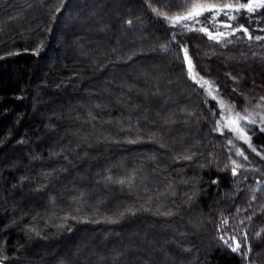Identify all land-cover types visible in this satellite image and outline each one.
<instances>
[{
	"label": "trees",
	"instance_id": "trees-1",
	"mask_svg": "<svg viewBox=\"0 0 264 264\" xmlns=\"http://www.w3.org/2000/svg\"><path fill=\"white\" fill-rule=\"evenodd\" d=\"M150 2L69 0L56 13L58 0H0L5 264H264V163L259 171L237 159L232 176L227 135L213 131L217 103L190 81L177 49L186 45L196 70H211L239 104L264 101V60L202 62L205 45L162 17L205 0ZM231 24L261 35L264 10ZM248 134L264 151V132ZM185 153L192 160L178 159ZM130 176L131 186L116 182ZM225 217L238 240L247 235L248 259L219 240Z\"/></svg>",
	"mask_w": 264,
	"mask_h": 264
},
{
	"label": "snow or ice",
	"instance_id": "snow-or-ice-1",
	"mask_svg": "<svg viewBox=\"0 0 264 264\" xmlns=\"http://www.w3.org/2000/svg\"><path fill=\"white\" fill-rule=\"evenodd\" d=\"M34 2L39 3V0H34ZM146 2L149 3V7L151 8V2L150 0H146ZM69 3V0H58L59 6L55 9L56 13L61 12L62 9H64L65 4ZM46 7V6H45ZM261 10H264V0H236L235 3L232 2H225V3H211L205 2L202 3H194L190 7H188L185 14L177 15L170 17L168 15H163V20L168 23V26L171 28H182L189 31H197L200 33L205 34L208 39L215 41L216 43L221 42V38L226 40L228 43H231L230 40H227V35H236L237 32H243L244 36L247 37L248 40H255L257 42L264 40V36L257 35L253 37L249 31L248 28L244 27V25H239L237 27H233V25L230 23V21L236 20L237 16L234 15V13L238 14L241 11H244L248 14L249 17L254 16L255 13L260 12ZM152 11L160 17L162 14L157 11V9L152 8ZM212 13L213 15L208 18V22H216L217 18L223 14L227 19L226 21L220 22V26L230 29V32L226 34L225 32L217 30L215 33L213 31H210L208 27L203 26L202 22L200 21L199 17H201L204 13ZM53 19H55V16H53ZM66 20L71 21L74 18L69 15L68 17H65ZM129 24L132 23L131 20L128 21ZM201 24L202 26L196 27V25ZM259 31L264 32V27H261ZM172 41L175 42V36L176 33L173 32L171 34ZM43 45L38 44L33 50V55H39L40 49ZM162 50L167 52L168 49L164 46H161ZM178 51L183 52V61L186 65V70L188 73V78L193 81V83H199V81L196 79V75H193L194 73V64L193 60L190 57L187 46L186 45H178ZM253 55H256L255 53ZM130 58V57H129ZM200 79H203V77H200ZM204 84H209L208 80H203ZM203 85H201L202 87ZM211 87V86H210ZM208 95L211 96L213 100H216L217 97L215 95H212L211 91L209 90ZM264 99V98H262ZM220 107H221V119L216 120L215 125L213 127V131L219 133L221 136L224 135V129L227 128L229 132L233 133V136L235 139L241 140L244 143L248 144L249 148L252 149L253 152L256 153L257 156H260L262 160H264V156L261 155L259 151L251 144V136L247 134V131L245 129L248 125H256L259 128L260 132H264V116L260 117L259 122L256 120V118L253 116L251 112H246V114L242 115L239 112H236L234 117L232 116L233 113V107L225 105L222 100L219 101ZM259 107V105L257 106ZM189 115H192V113H188ZM215 115V113H213ZM221 120H224L225 122L222 124ZM241 122H244L243 125H241ZM248 131H252V129H248ZM151 139V137L149 138ZM227 142L232 147H235L233 144L232 137H226ZM128 143H137L139 142V139H130L127 141ZM164 145L161 144V147ZM193 153H185L182 156L178 157V159H184V160H192ZM235 156L242 158V161H248V156L245 155L244 151H242L239 148H236ZM229 160H231L232 168H231V174L233 177L238 175V168L241 167V161H237L232 159L231 156L228 157ZM203 166V165H201ZM107 179L111 180V177H108ZM247 179V178H245ZM133 177H128L127 180H119L116 181L117 183H120L121 185H129L131 186ZM216 181H213L215 183ZM191 199V197H189ZM255 199V197H253ZM166 215H170L171 213H164ZM121 216H123V213H120ZM250 219V217H249ZM110 222L115 223L116 220H110ZM240 223H243V220L240 221ZM236 226H230L229 220L225 217L223 218L219 225H218V231L220 229H223L224 235H221L219 237V240L222 241V245L226 246L231 250L233 253H240L244 259H248V253L251 251L250 246L247 243V235L243 234L241 235V239H237V235H240L241 233L238 231H235ZM30 231H35L34 229H30ZM229 233H233L229 235ZM39 235V233H36ZM257 236H259V233H256ZM244 245L243 252H241V245ZM8 259L7 256L2 255V250H0V264H5V261Z\"/></svg>",
	"mask_w": 264,
	"mask_h": 264
},
{
	"label": "rangeland",
	"instance_id": "rangeland-1",
	"mask_svg": "<svg viewBox=\"0 0 264 264\" xmlns=\"http://www.w3.org/2000/svg\"><path fill=\"white\" fill-rule=\"evenodd\" d=\"M241 12H244V11H241ZM212 15H213L212 13L206 12L201 17H199L200 21L202 22V25L208 27L209 30L213 31L214 33L218 28L219 31H222V32H225L226 34H228L230 32V29H226V28L220 26V22L226 21L227 18L223 14H221L217 18L216 22H208V18L211 17ZM234 15L237 16L236 13H234ZM231 22L232 21H230V23ZM202 25L198 24V25H196V27H200ZM177 31H180L181 33H184L188 36L193 35L201 41V42L199 41V44L205 45L204 47H202L203 50L201 51V53L198 54L199 56L201 55L200 60L202 62H205V60L209 61V59H214V58H219V57L220 58L224 57L228 61H238V59H243L244 61H247L250 59H257V61L261 60V59H262V61L264 60V40H261L259 42L255 41L254 39L248 40L247 37H245L244 35H243V37H240V35L237 32L236 35H227V40H230L231 43H228L223 38H221L220 43H216L215 41L208 39V37L205 34L197 32V31H189V30H185L182 28H177ZM239 33H243V32H239ZM261 33L262 34L260 36H264L263 32H261ZM257 35H259V34H257ZM257 35H255V36H257ZM234 47L235 48L238 47V49L240 47L241 49H244V51L246 48L245 52L247 53V51H248V53H250V54H248V53L243 54V55L240 54V57H233V55L225 57L224 54H225V51H227L226 49H232ZM254 53L256 55H253ZM190 57L192 58L191 55H190ZM193 64L195 66L194 61H193ZM197 73L199 75L196 76V79L199 81V83H195V84H197L210 99H212V98L210 95H208L209 90L211 91L212 95H215L217 97V99L214 101L217 103L218 109L220 110L219 119H221V115H222L221 107L219 104L220 100H222L225 105L233 107V113H232L233 117H234L236 112H239L242 115L246 114V112H251L253 114V116L256 118V120L259 122L260 117L264 116V101L263 100L255 98V97L253 98V100H251L252 97H248L247 99H245V101L242 104L241 103L239 104L237 102V98H235L234 96L231 97L230 95H227L225 93V91H223V89L221 88L219 79L216 77V75H213V72L211 70L208 71L207 69H204V71L199 72V70L197 71L196 67H194L193 75H196ZM200 77H203V79H200ZM203 80H208L209 84H204ZM190 81L193 82L192 80H190ZM201 85H203V86L201 87ZM258 105H259V107H257ZM224 122H225L224 120H221L222 124ZM243 123L244 122H241V125H243ZM248 129H258L259 130V128L256 125H248L247 128L245 129V131H247V134H248ZM224 134H226L227 137H232V139H233V144L235 145V147H232L231 145H230V147L232 149V152H233L236 160L242 159L240 157L235 156L236 148L241 149L240 146L243 145L244 151H248V153H249L248 155H252V158L250 156V159L248 161H246V163L249 165H250V163H253V164L258 163L257 164L259 167L258 170L259 171L262 170V164L264 163V160H262L260 156H257L256 153L253 152L251 148H249L248 144L244 143L241 140L235 139V137L233 136V133L229 132L227 128L224 129ZM237 143H238V145H237ZM251 144H252V142H251ZM252 146L255 147L253 144H252ZM255 148L257 149V151H259L261 153L262 156H264L263 150H261L257 147H255ZM254 158L256 161L253 162ZM248 167L250 168V166H248Z\"/></svg>",
	"mask_w": 264,
	"mask_h": 264
}]
</instances>
